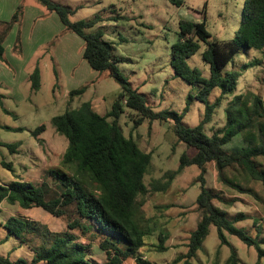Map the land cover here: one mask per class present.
Returning a JSON list of instances; mask_svg holds the SVG:
<instances>
[{"label":"rangeland","instance_id":"obj_1","mask_svg":"<svg viewBox=\"0 0 264 264\" xmlns=\"http://www.w3.org/2000/svg\"><path fill=\"white\" fill-rule=\"evenodd\" d=\"M72 7L76 12L70 16L74 22L104 18L98 26L87 29L93 33L104 31V38L113 43L114 54L119 59L122 73L134 88L143 93L156 111L174 110L182 113L187 98L196 93V88L175 76L171 65L172 47L178 40L181 19L200 22L207 17V25L213 38L229 40L238 30L248 0H184L178 6L169 0H52ZM21 8V10H20ZM18 13V21L13 19ZM206 12V15L204 16ZM125 17V18H123ZM3 35V59L0 58V182L10 183L16 179L31 181L36 185L47 183L50 195L60 192L59 182L50 175V170L61 166L68 148V140L51 124L53 116L62 114L68 107L84 101H92L96 110L106 114L121 92L120 84L107 73L91 68L83 57L85 42L74 31L68 29L56 12L50 11L39 0H0V37ZM205 44L190 57L192 66L209 75V67L202 59ZM258 60L256 62H253ZM253 62V64H252ZM247 65V66H246ZM39 68L41 82L38 90L32 89L31 74ZM240 71L241 77L234 95L246 90L260 93L264 98V53L250 49L240 52L225 68ZM85 87L83 94L70 102L73 89ZM215 88L209 101L215 102L220 95ZM233 95V96H234ZM233 96L225 97L216 109L213 119L206 125V132L225 124V107ZM205 104L194 99L184 115L187 125H197L204 116ZM46 130L33 136L31 133L41 124ZM126 136H133L139 145L153 154V166L146 175L148 185L163 178L168 171L176 170L182 153H195L185 143L177 141L172 121L145 122L134 126L131 115L126 112L119 120ZM21 128V130H16ZM16 143L15 151L6 144ZM239 144L226 145L232 150ZM264 170V158H258ZM201 170L197 165L186 167L167 192L151 191L141 208L140 222L150 224L154 233L147 238L141 254L158 264H170L179 253L187 251L186 241L197 226L201 213L197 208V197L201 183L197 182ZM207 186L215 189L225 202L216 204L227 211L232 219L245 213L246 220L236 223L257 238L264 251V186L252 181L247 187L258 196L242 193L237 189L218 183L214 162L207 165ZM246 186V185H245ZM18 215L35 223L37 230L61 232L67 230L66 222L41 207L23 209L7 201L0 203V255L15 260L31 261L35 251L30 243L9 235L5 222ZM150 220V221H149ZM257 221V223H256ZM167 234L168 250L155 251L154 243L159 236ZM35 244L40 241L32 236ZM77 241L88 243L86 238ZM236 247L241 264H264V253L259 261L255 247L247 246L236 236L230 237ZM231 253L228 245L220 246L217 228L213 225L204 241L203 249L193 259L194 264H225ZM89 258L96 262L106 261V253L98 242H92ZM124 264H136L128 259Z\"/></svg>","mask_w":264,"mask_h":264},{"label":"trees","instance_id":"obj_2","mask_svg":"<svg viewBox=\"0 0 264 264\" xmlns=\"http://www.w3.org/2000/svg\"><path fill=\"white\" fill-rule=\"evenodd\" d=\"M39 1L56 12L68 29L83 38V57L92 69L113 77L120 84L121 92L106 114L96 110L92 101H84L52 117V126L67 138L69 144L61 166L50 170V175L59 182L60 192L50 195L47 183L36 185L22 178L10 183L0 182V203L7 201L23 209L41 207L67 224V230L61 232H42L29 219L10 216L5 222L8 234L23 243H30L35 256L28 261L24 258L11 260L0 255V264H124L130 258L136 264H158L141 254L147 238L155 231L150 224L140 222L139 214L143 218L141 208L149 192H167L173 180L191 165H197L201 170L197 179L201 183V191L196 200L201 217L187 238V251L179 253L170 264H194L193 259L203 249L213 225L217 228L220 246L228 245L231 249L225 264H241L239 253L230 241L231 236L255 247L260 261L264 251L257 238L245 228L236 226L239 221L246 220L247 215L238 213L232 219L228 218L227 211L216 204V200L225 202V199L219 191L207 186L205 174L207 165L214 162L218 183L223 186L242 193L252 192L256 197L247 184L257 181L264 186V170L258 162V158H264V98L252 90L234 95L242 73L236 69L225 70L241 51L248 54L253 48L264 53V0L244 2L240 26L229 40L213 38L206 12L200 22L180 20L178 40L172 47L171 65L175 76L197 90L188 96L182 113L153 109L146 96L134 88L122 73L113 43L104 38V31L87 32V29L104 22V18L74 22L70 16L76 9L52 0ZM169 1L178 6L185 4L184 0ZM18 13L13 16L15 21H18ZM3 38L2 35L1 59ZM202 44H205L202 59L209 67L208 76L189 62ZM30 78L32 89L38 90L41 82L39 68L34 69ZM217 87L220 95L211 103L209 96ZM85 90V87L71 90L69 102ZM228 96L233 98L225 107V124L212 129L209 135L206 125ZM194 99L203 102L205 110L201 121L190 126L183 119ZM126 112L131 115L135 127L145 122L172 121L177 141L193 148L195 153L192 156L182 153L179 167L168 171L165 181L157 178L148 185L145 178L152 169L153 154L141 147L136 138L125 135L119 120ZM46 127L45 123L41 124L31 134L37 137ZM233 143L239 145L232 150L225 148ZM1 145L4 144L0 142ZM6 146L12 151L17 147L16 143ZM32 236H37L40 243L35 244ZM80 237L86 238L88 243L77 241ZM168 238L167 234L160 235L158 243L153 244L155 251H167ZM94 241L106 253V261L99 263L89 258Z\"/></svg>","mask_w":264,"mask_h":264}]
</instances>
